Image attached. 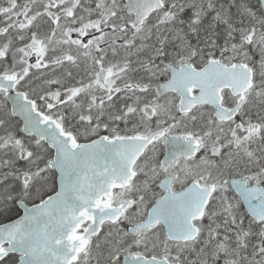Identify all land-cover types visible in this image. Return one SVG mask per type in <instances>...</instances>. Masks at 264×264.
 I'll return each instance as SVG.
<instances>
[{
    "label": "snow or ice",
    "instance_id": "6c2138e0",
    "mask_svg": "<svg viewBox=\"0 0 264 264\" xmlns=\"http://www.w3.org/2000/svg\"><path fill=\"white\" fill-rule=\"evenodd\" d=\"M0 264H264V0H0Z\"/></svg>",
    "mask_w": 264,
    "mask_h": 264
}]
</instances>
